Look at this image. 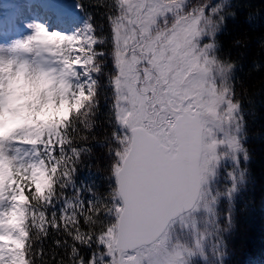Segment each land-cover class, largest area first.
Here are the masks:
<instances>
[{"label": "snow or ice", "instance_id": "1", "mask_svg": "<svg viewBox=\"0 0 264 264\" xmlns=\"http://www.w3.org/2000/svg\"><path fill=\"white\" fill-rule=\"evenodd\" d=\"M114 8L118 14L108 15V83L115 100L111 183L99 192L75 182L76 165L91 151L77 143L78 112L40 145L58 161L53 171L61 173L57 187L64 195L59 211L49 214L57 202L49 200L47 209L33 213L37 226L45 236L51 229L70 238L54 244L69 250L72 264H208L209 248L215 264H224L222 234L232 228L250 159L236 65L218 55L224 5L211 14L205 6L189 12L186 0H115ZM81 33L86 62L78 75L86 81L84 95L98 107L94 74L103 72L105 52L96 46L108 38L95 34L91 18ZM78 244L102 251L82 256Z\"/></svg>", "mask_w": 264, "mask_h": 264}, {"label": "clouds", "instance_id": "2", "mask_svg": "<svg viewBox=\"0 0 264 264\" xmlns=\"http://www.w3.org/2000/svg\"><path fill=\"white\" fill-rule=\"evenodd\" d=\"M29 27L30 34L0 44V264H52L37 246L45 235L33 213L64 195L57 187L63 183L61 173L53 171L58 161L50 153L36 148L29 155L11 146L35 148L49 142L78 112L83 125L77 139L87 140L96 126L97 106L84 95L86 81L78 75L86 62L81 59V30L49 31L38 21ZM92 139L112 148L107 136L93 134ZM56 264H72L71 255Z\"/></svg>", "mask_w": 264, "mask_h": 264}, {"label": "trees", "instance_id": "3", "mask_svg": "<svg viewBox=\"0 0 264 264\" xmlns=\"http://www.w3.org/2000/svg\"><path fill=\"white\" fill-rule=\"evenodd\" d=\"M82 21L85 23L91 18L97 36L107 37L103 45H97V50H102L105 55L101 58L104 69L101 74H94L100 81L98 107L94 119L96 126L93 132H88V139L83 142L77 139L81 146L91 149L85 153L76 165L74 174L77 186L93 188L94 191L106 192L110 180L109 167L113 157L106 146H102L92 139L107 136L112 147L115 142L110 139V134L115 128L112 107L115 102L113 90L108 83V77L113 71L111 30L108 15L118 14L114 8L115 0H76ZM192 9L205 6L208 14L216 4H223L222 15L225 20L217 34L218 55L236 65L233 81L236 98L243 106L245 115V140L244 144L249 153V161L244 165L248 169V181L238 194L232 210V228L225 231L223 236L224 264H264V0H188ZM65 21L71 20L69 17ZM207 42V41H205ZM82 128V126H81ZM43 149L42 146H35ZM228 166H225V172ZM227 184L226 175H221L219 187ZM72 189L66 190L71 196ZM84 198L90 194L85 191ZM63 199V198H62ZM61 199V200H62ZM62 207L60 201L56 202L51 211H59ZM227 206L221 209L222 216L226 213ZM55 239L68 240L63 233L49 230V234L38 243L43 247L46 259L56 260L61 257L67 259L68 249L57 248ZM211 245V238H209ZM82 256H90L96 249L77 245ZM53 253L55 255H53ZM208 264H215V258L209 248Z\"/></svg>", "mask_w": 264, "mask_h": 264}, {"label": "rangeland", "instance_id": "4", "mask_svg": "<svg viewBox=\"0 0 264 264\" xmlns=\"http://www.w3.org/2000/svg\"><path fill=\"white\" fill-rule=\"evenodd\" d=\"M187 1L188 0H186V3ZM13 3L15 5L12 7V11L9 13V4L6 2V0H0V44H8L17 37L30 34L32 29L29 27V25L33 21H38L40 23L46 24L49 31L55 29L65 34L73 33L72 29L56 26L55 19L46 20L47 15H45L44 12L40 13L37 6L39 5L40 7L43 6L49 9L52 8L60 14L74 15L77 9V4L74 1L13 0ZM195 8H197V6ZM187 10L189 12L192 10V5H190L189 3H187ZM161 25L163 26L162 21ZM81 26L82 28H84L85 25L83 24ZM11 147L13 151H16L18 153L28 152L29 155L32 154L30 148L26 149L24 147H20V145H13ZM100 251H102V249Z\"/></svg>", "mask_w": 264, "mask_h": 264}]
</instances>
